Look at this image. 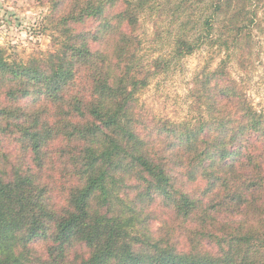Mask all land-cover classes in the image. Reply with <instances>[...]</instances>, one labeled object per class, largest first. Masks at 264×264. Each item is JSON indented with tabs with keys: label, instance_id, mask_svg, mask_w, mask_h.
<instances>
[{
	"label": "trees",
	"instance_id": "obj_1",
	"mask_svg": "<svg viewBox=\"0 0 264 264\" xmlns=\"http://www.w3.org/2000/svg\"><path fill=\"white\" fill-rule=\"evenodd\" d=\"M262 1L49 0L55 50L0 49V264H264V113L215 71L197 92L208 117L152 128L135 111L171 59L238 51ZM155 10L176 25L144 64Z\"/></svg>",
	"mask_w": 264,
	"mask_h": 264
},
{
	"label": "rangeland",
	"instance_id": "obj_2",
	"mask_svg": "<svg viewBox=\"0 0 264 264\" xmlns=\"http://www.w3.org/2000/svg\"><path fill=\"white\" fill-rule=\"evenodd\" d=\"M49 0H0V49L6 50L9 60L27 62L31 58H40L55 50L53 30L49 27L48 17L52 14ZM203 9V7H201ZM172 12L157 10L142 17L139 33L143 46L139 59L149 64L156 58L167 56L175 25H172ZM95 21L87 24L86 29L94 30ZM222 24L215 23L213 38L221 35ZM249 38L244 40L238 51L227 57L224 48L210 42L202 44L192 55L180 61L171 59L166 71L151 78L149 85L141 91L135 111L139 118L155 128L162 123L160 119L173 122L191 120L195 122L203 112L199 109L197 92L206 76L216 73V82L220 86L226 83L237 84L258 113H264V1L258 4V16L245 28ZM200 33L197 32L196 36ZM153 119H156L155 121ZM7 148L9 145L4 144ZM200 183H189L190 190L203 188ZM157 227V223H152ZM36 256L43 258L46 245L35 242ZM43 264V263H35Z\"/></svg>",
	"mask_w": 264,
	"mask_h": 264
}]
</instances>
